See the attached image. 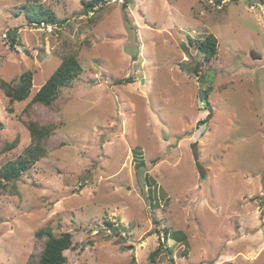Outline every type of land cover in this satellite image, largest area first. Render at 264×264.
<instances>
[{"label": "rangeland", "instance_id": "rangeland-1", "mask_svg": "<svg viewBox=\"0 0 264 264\" xmlns=\"http://www.w3.org/2000/svg\"><path fill=\"white\" fill-rule=\"evenodd\" d=\"M82 1L0 0V82L32 72L22 101L0 87V168L25 155L29 121L54 125L46 155L0 189V264L36 260L46 226L72 234L65 264H264L262 0ZM28 7L62 23L30 22ZM69 55L83 71L33 102Z\"/></svg>", "mask_w": 264, "mask_h": 264}, {"label": "trees", "instance_id": "trees-1", "mask_svg": "<svg viewBox=\"0 0 264 264\" xmlns=\"http://www.w3.org/2000/svg\"><path fill=\"white\" fill-rule=\"evenodd\" d=\"M100 0H87L82 1L85 12L93 11ZM216 4H220L222 0H214ZM228 2H237L238 0H227ZM26 18L30 22H34L37 25L40 24H61L62 21L58 20L53 12L49 9H42L38 11H33L30 8L25 10ZM10 39V46H14L18 42V32L17 28H13L8 32ZM192 42V40H191ZM195 47L202 56V60L193 67V72L196 76L202 70V65L204 63L210 62L217 53L218 40L212 34H207L202 39H197L195 41ZM83 71L82 66L77 60L76 56L69 55L64 56L57 66V68L52 72L49 78L44 82L40 89L32 97V101L36 103H41L44 105H51V103L56 98L58 89L66 84H68L72 79L78 76ZM199 77V76H198ZM130 78L117 79L116 83H128ZM32 85V72L27 70L23 72L16 83H9L6 81L0 82V87L3 89L4 94L9 98L12 103L14 101H22L27 98L30 94V88ZM204 98H207V94L204 92ZM211 110L209 109L208 117L211 116ZM28 129L31 145L25 151L24 156H20L18 160L7 161L0 168V189L3 188L4 184L12 180H16L20 175H22L30 165L34 164L35 161L46 155L47 150L45 149V142L54 125L51 124H39L35 121H29L26 124ZM15 143H9L6 148H13ZM137 153V152H136ZM109 226L112 225L111 222H107ZM164 234L167 238L174 239L176 241L187 242L185 233L182 230L170 231L169 228L165 227ZM35 236L42 240V249L38 254L36 260L30 262V264H65L67 257L65 251L74 247L72 241V234L69 232H63L56 235L52 232L51 228L46 226L39 228L35 231ZM181 236V237H180ZM167 250V247H163L162 244L159 245L151 254L150 258L153 261L155 256L160 252V250ZM186 252V251H184Z\"/></svg>", "mask_w": 264, "mask_h": 264}, {"label": "built area", "instance_id": "built-area-1", "mask_svg": "<svg viewBox=\"0 0 264 264\" xmlns=\"http://www.w3.org/2000/svg\"><path fill=\"white\" fill-rule=\"evenodd\" d=\"M108 2L122 4V3L125 2V0H100V1L98 2L97 6H101V5H103L104 3H108ZM262 3H263V4H261L260 6H263V10H264V0H262ZM220 5H221V4H219V6H220ZM97 6H96V7H97Z\"/></svg>", "mask_w": 264, "mask_h": 264}, {"label": "water", "instance_id": "water-1", "mask_svg": "<svg viewBox=\"0 0 264 264\" xmlns=\"http://www.w3.org/2000/svg\"><path fill=\"white\" fill-rule=\"evenodd\" d=\"M252 2H254V0L252 1ZM260 0H257L256 2H254V3H258V4H260ZM200 95H201V97H203L204 95H203V91H200V93H199Z\"/></svg>", "mask_w": 264, "mask_h": 264}, {"label": "clouds", "instance_id": "clouds-1", "mask_svg": "<svg viewBox=\"0 0 264 264\" xmlns=\"http://www.w3.org/2000/svg\"><path fill=\"white\" fill-rule=\"evenodd\" d=\"M219 5V4H218Z\"/></svg>", "mask_w": 264, "mask_h": 264}]
</instances>
